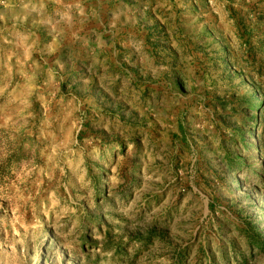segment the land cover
<instances>
[{
  "label": "rangeland",
  "instance_id": "1",
  "mask_svg": "<svg viewBox=\"0 0 264 264\" xmlns=\"http://www.w3.org/2000/svg\"><path fill=\"white\" fill-rule=\"evenodd\" d=\"M0 264H264V0H0Z\"/></svg>",
  "mask_w": 264,
  "mask_h": 264
},
{
  "label": "trees",
  "instance_id": "2",
  "mask_svg": "<svg viewBox=\"0 0 264 264\" xmlns=\"http://www.w3.org/2000/svg\"><path fill=\"white\" fill-rule=\"evenodd\" d=\"M261 105V104H260ZM261 107V106H260ZM250 108L254 111H257V109L255 108V106L253 104L250 105Z\"/></svg>",
  "mask_w": 264,
  "mask_h": 264
}]
</instances>
